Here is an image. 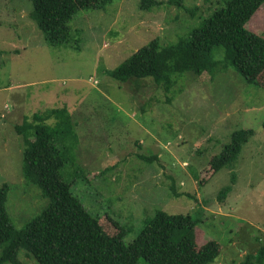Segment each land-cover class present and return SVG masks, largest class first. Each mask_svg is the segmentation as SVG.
<instances>
[{"label": "rangeland", "instance_id": "1", "mask_svg": "<svg viewBox=\"0 0 264 264\" xmlns=\"http://www.w3.org/2000/svg\"><path fill=\"white\" fill-rule=\"evenodd\" d=\"M157 1L149 10L140 0H118L105 10L79 12L70 23L81 31L76 50L46 43L30 17L31 0H0V187L10 186L6 209L20 230L49 205L24 177L26 146L16 126L35 113L67 107L72 128L56 142L67 160L61 174L108 234L126 231L129 245L157 211L190 214L199 222V247L210 240L220 244L210 264H240L264 245V73L255 86L233 69L215 76L187 72L175 76L169 91L152 78L113 79L108 72L153 39L176 43L225 5L184 0L178 8ZM246 27L264 37V3ZM239 129L255 134L233 166L213 171L212 158ZM227 186L232 190L221 200ZM4 264L38 262L21 250ZM138 264L150 263L141 258Z\"/></svg>", "mask_w": 264, "mask_h": 264}, {"label": "trees", "instance_id": "2", "mask_svg": "<svg viewBox=\"0 0 264 264\" xmlns=\"http://www.w3.org/2000/svg\"><path fill=\"white\" fill-rule=\"evenodd\" d=\"M31 18L36 21L51 47L71 46L80 49L70 23L86 10H105L118 0H31ZM141 9L160 5L157 0H140ZM264 0H225L200 27L193 29L176 43L163 45L155 38L113 70L109 75L120 82L152 78L158 87L169 91L175 76L192 72L215 76L230 69L238 72L248 85L258 86L264 73V37L247 29V24L259 11ZM169 6L184 7V0H167ZM75 33V36H74ZM77 35V36H76ZM222 54L215 58V52ZM1 54V51H0ZM55 120L54 125L47 124ZM264 127V123H263ZM72 128L67 107L35 113L16 126L24 138L23 174L29 183L37 185L49 200V205L23 229H16L6 209L10 186L0 187V264L8 263L24 250L38 264H138L143 258L150 264H210L220 255V244L210 240L197 243L198 220L192 215L157 211L146 220L139 236L126 245L123 236L108 234L74 194L70 183L61 174L67 160L58 148L59 133ZM255 134L253 129L233 132L231 142L211 160L218 172L233 166L243 146ZM235 180V177L233 178ZM232 186L221 190L225 199ZM178 197L190 194L176 193ZM240 264H264V245L257 253H249Z\"/></svg>", "mask_w": 264, "mask_h": 264}]
</instances>
